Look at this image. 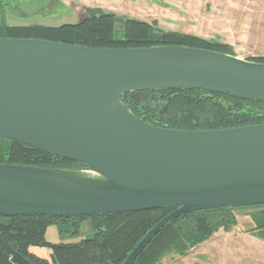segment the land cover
<instances>
[{"label":"water","instance_id":"obj_1","mask_svg":"<svg viewBox=\"0 0 264 264\" xmlns=\"http://www.w3.org/2000/svg\"><path fill=\"white\" fill-rule=\"evenodd\" d=\"M188 89L264 102V63L183 46L92 48L0 37V138L88 167L0 163V216L177 206L124 263L134 264L183 215L264 205V124L171 130L136 117L121 101L136 91ZM0 246L17 264H33L1 236Z\"/></svg>","mask_w":264,"mask_h":264},{"label":"trees","instance_id":"obj_2","mask_svg":"<svg viewBox=\"0 0 264 264\" xmlns=\"http://www.w3.org/2000/svg\"><path fill=\"white\" fill-rule=\"evenodd\" d=\"M53 0H0V37L40 39L92 48H148L183 46L235 56L233 46L177 31H161L154 21L125 18L100 8H88L87 17L61 26L7 24V14L27 18L52 9ZM58 5L55 11L61 8ZM24 18V17H22ZM26 18V17H25ZM247 60L264 63V57ZM127 110L155 127L179 131H210L264 124V102L204 90H147L121 99ZM7 151V154H4ZM0 163L51 169L87 170L86 164L58 157L18 141L0 138ZM177 206L154 210L116 212L85 217L0 216V236L33 264H124L146 235ZM219 208L195 211L167 225L139 255L134 264H161L171 254L186 257L220 230L238 225L236 210ZM242 209V208H241ZM252 210L254 227L249 233L264 241V205ZM89 222L92 238L52 243L48 229L57 226L62 236H79ZM0 264H17L0 246Z\"/></svg>","mask_w":264,"mask_h":264},{"label":"rangeland","instance_id":"obj_3","mask_svg":"<svg viewBox=\"0 0 264 264\" xmlns=\"http://www.w3.org/2000/svg\"><path fill=\"white\" fill-rule=\"evenodd\" d=\"M53 3L56 5L52 9L29 18L24 13H20L24 18L7 14V24L57 27L86 18L88 8H100L118 16V28L125 18L156 21L161 31L228 43L241 59L264 57V0H53ZM59 4L61 8L53 12ZM251 212L244 208L236 210L238 225L231 232L220 230L188 256L171 254L161 264H264V241L249 233L255 226ZM93 236L89 222H84L79 236H62L57 226H51L47 233L48 240L59 243L79 242Z\"/></svg>","mask_w":264,"mask_h":264},{"label":"crops","instance_id":"obj_4","mask_svg":"<svg viewBox=\"0 0 264 264\" xmlns=\"http://www.w3.org/2000/svg\"><path fill=\"white\" fill-rule=\"evenodd\" d=\"M50 230H51V227H50L49 230H48V234H49ZM57 231H58V230H57ZM55 233H56V231H55ZM49 241H50V240H49ZM50 242H53V241H50ZM53 243H59V242H53Z\"/></svg>","mask_w":264,"mask_h":264},{"label":"bare ground","instance_id":"obj_5","mask_svg":"<svg viewBox=\"0 0 264 264\" xmlns=\"http://www.w3.org/2000/svg\"><path fill=\"white\" fill-rule=\"evenodd\" d=\"M88 176H90V177H95V175H94V174H88Z\"/></svg>","mask_w":264,"mask_h":264}]
</instances>
